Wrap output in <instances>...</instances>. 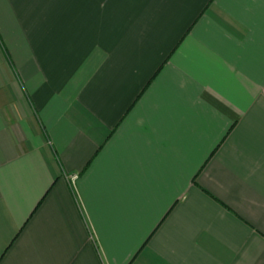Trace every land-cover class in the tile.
Returning <instances> with one entry per match:
<instances>
[{"label": "crops", "instance_id": "1", "mask_svg": "<svg viewBox=\"0 0 264 264\" xmlns=\"http://www.w3.org/2000/svg\"><path fill=\"white\" fill-rule=\"evenodd\" d=\"M0 264H264V0H0Z\"/></svg>", "mask_w": 264, "mask_h": 264}]
</instances>
